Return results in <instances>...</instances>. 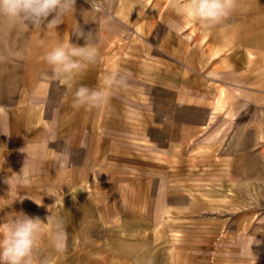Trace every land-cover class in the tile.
Instances as JSON below:
<instances>
[{
    "label": "rangeland",
    "instance_id": "374dc122",
    "mask_svg": "<svg viewBox=\"0 0 264 264\" xmlns=\"http://www.w3.org/2000/svg\"><path fill=\"white\" fill-rule=\"evenodd\" d=\"M98 2L76 0L55 33L0 17V223L13 212L45 222L37 264H264V0H239L207 31L169 0ZM77 25L100 51L77 87L130 73L99 109L73 108L43 78L47 51L84 45ZM57 220L63 252L51 245Z\"/></svg>",
    "mask_w": 264,
    "mask_h": 264
},
{
    "label": "clouds",
    "instance_id": "9594fccd",
    "mask_svg": "<svg viewBox=\"0 0 264 264\" xmlns=\"http://www.w3.org/2000/svg\"><path fill=\"white\" fill-rule=\"evenodd\" d=\"M76 0H0V17L6 18L13 25L23 28L41 30L43 33H55L57 27L64 23L69 13H75ZM169 6L181 17H189L202 30H210L224 24L239 6V0H169ZM51 17V19H49ZM177 35L182 34L183 26L173 22ZM75 36L83 38V46L67 42L60 43L47 51L45 61L50 73L43 74L45 80L58 81L72 94V106L75 109H99L119 90L129 87L130 73L113 70L99 79L95 88L80 84L78 78L85 70L95 65L100 57L99 45L94 42L93 33H85L79 25L73 29ZM0 111H3L0 108ZM56 116L44 126L45 144L56 140ZM3 134L8 135L7 132ZM83 146V144L81 145ZM24 149V148H23ZM21 149V151H23ZM67 153L59 154L57 162L61 168L69 163ZM24 167L21 174H15L18 184L26 183ZM9 179L6 180V183ZM23 200V198H20ZM50 216L47 218L49 222ZM45 222L39 217H30L23 212H13L0 223V264H37L36 249ZM260 241L251 238V244ZM67 233L63 223L57 220L51 237V245L56 252L66 249ZM44 264H48L44 261Z\"/></svg>",
    "mask_w": 264,
    "mask_h": 264
},
{
    "label": "crops",
    "instance_id": "0c3cea01",
    "mask_svg": "<svg viewBox=\"0 0 264 264\" xmlns=\"http://www.w3.org/2000/svg\"><path fill=\"white\" fill-rule=\"evenodd\" d=\"M85 1H88V0H85ZM95 1L98 2L99 0H95ZM97 5L100 7V9H101V8L103 9V11H101V14L104 15V16L110 13V11H111L110 9H111V8L113 9V11H112L113 14H120V13H121V12H120V9H121V8L119 9V11L116 12L115 9H114L113 7H111V4H109V3H104V2H103V3H100V2H98ZM69 14H72V13H69ZM121 14H122V13H121ZM4 132H7V133H8V135H5V134H4V136H5V137H4V139H5L4 142H5V143H6V141H7V142H10V141L8 140V136H9V128H5V127H4ZM16 141H17V140H16ZM16 141H14V144H16V143H20L19 141H17V142H16ZM14 149H17V147L13 148V150H14ZM18 153H19V152H18ZM9 154H10V153H8V151H4V161L6 160V162H7V159H9ZM18 159H19V156H18ZM7 163H8V162H7ZM38 252L40 253V251H38Z\"/></svg>",
    "mask_w": 264,
    "mask_h": 264
}]
</instances>
